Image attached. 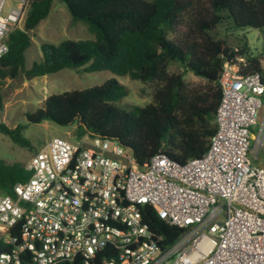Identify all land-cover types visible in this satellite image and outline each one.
I'll return each instance as SVG.
<instances>
[{
  "label": "built area",
  "instance_id": "obj_1",
  "mask_svg": "<svg viewBox=\"0 0 264 264\" xmlns=\"http://www.w3.org/2000/svg\"><path fill=\"white\" fill-rule=\"evenodd\" d=\"M30 0H0V60ZM245 63L243 58L240 59ZM217 131L201 158L159 153L140 165L131 150L88 133L36 151L28 179L0 195V264H264V72L225 62ZM253 143V144H252ZM150 209L182 230L171 243Z\"/></svg>",
  "mask_w": 264,
  "mask_h": 264
},
{
  "label": "trees",
  "instance_id": "obj_2",
  "mask_svg": "<svg viewBox=\"0 0 264 264\" xmlns=\"http://www.w3.org/2000/svg\"><path fill=\"white\" fill-rule=\"evenodd\" d=\"M72 21H82L95 40L43 43L42 60L26 68L25 53L37 26L47 18L53 0H30L24 27L9 37V52L0 60V111L2 87L7 79L35 78L63 69L85 72L109 70L142 83L157 82L153 102L131 105L119 102L129 89L112 78L102 85L52 94L29 123L44 121L77 126V136L88 133L118 142L131 150L138 164L165 153L178 163L203 157L217 131L216 113L222 98L220 77L225 62L238 64L240 72H264L251 53L245 34L220 36L219 26L231 20L235 28L264 30V0H60ZM243 58L245 63L240 59ZM204 81L200 89H188L184 74L170 73L172 63ZM23 127L0 123V133L22 147H31L21 134ZM25 165L0 161V191L11 194L15 184L28 179ZM144 215L151 227L173 242L182 230L161 222L150 209Z\"/></svg>",
  "mask_w": 264,
  "mask_h": 264
},
{
  "label": "rangeland",
  "instance_id": "obj_3",
  "mask_svg": "<svg viewBox=\"0 0 264 264\" xmlns=\"http://www.w3.org/2000/svg\"><path fill=\"white\" fill-rule=\"evenodd\" d=\"M231 32L257 35L259 37L258 48L251 53L256 55L255 57L259 58L264 65V30L235 28L231 20H225L218 28V33L223 37L230 36ZM30 34L33 37L32 45L25 53L27 69L31 68L35 62L42 60L43 53L40 47L43 43L59 44L68 39L95 40V35L90 32L84 22L72 21L68 8L60 0H53V6L47 18L41 21ZM169 71L173 74H184V81L188 89H200L204 86L203 80L191 72L185 71L179 63H172ZM112 78L129 89L128 96L119 102L124 110L129 111L131 105L145 106L153 102L154 91L158 87L157 82L142 83L129 76H120L109 70L85 72L83 68H66L46 76L35 78L21 76L14 80L7 79L2 87L4 108L0 111V123L6 124L11 129L23 127L21 134L30 141L31 147H22L15 143L10 136L0 133V161L7 165H26L32 155L53 138L60 137L74 141L77 136L76 125L63 127L52 121L32 124L27 120V113L35 112L52 94L99 86ZM263 123L264 105L259 113L258 124L252 128V133L255 136ZM252 158L255 164H264V144L261 149L254 151ZM0 195H3L2 191H0Z\"/></svg>",
  "mask_w": 264,
  "mask_h": 264
},
{
  "label": "crops",
  "instance_id": "obj_4",
  "mask_svg": "<svg viewBox=\"0 0 264 264\" xmlns=\"http://www.w3.org/2000/svg\"><path fill=\"white\" fill-rule=\"evenodd\" d=\"M255 30H258V29H255ZM258 31H260V30H258ZM231 33H233V32H231ZM236 34H239V33H236ZM240 34H242V33H240ZM245 35L248 37L251 52H253L254 49L258 48V38L259 37H257V35L251 36L248 33H245ZM253 56H256V55H253Z\"/></svg>",
  "mask_w": 264,
  "mask_h": 264
}]
</instances>
